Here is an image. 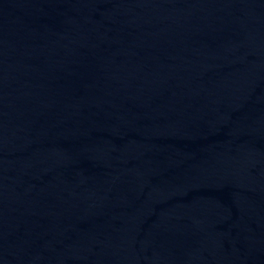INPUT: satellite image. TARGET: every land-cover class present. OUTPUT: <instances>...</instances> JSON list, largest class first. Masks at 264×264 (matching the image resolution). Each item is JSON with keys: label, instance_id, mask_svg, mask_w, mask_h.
Instances as JSON below:
<instances>
[{"label": "water", "instance_id": "obj_1", "mask_svg": "<svg viewBox=\"0 0 264 264\" xmlns=\"http://www.w3.org/2000/svg\"><path fill=\"white\" fill-rule=\"evenodd\" d=\"M0 264H264V0H0Z\"/></svg>", "mask_w": 264, "mask_h": 264}]
</instances>
